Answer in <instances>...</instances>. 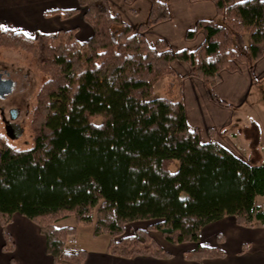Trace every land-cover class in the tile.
Masks as SVG:
<instances>
[{
	"label": "trees",
	"instance_id": "16d2710c",
	"mask_svg": "<svg viewBox=\"0 0 264 264\" xmlns=\"http://www.w3.org/2000/svg\"><path fill=\"white\" fill-rule=\"evenodd\" d=\"M212 1L218 19H199L185 32L186 39L202 32L204 40L175 53L164 41L150 46L144 35L170 18L160 0H149L136 32L110 13L106 0H77L76 7L44 13L67 18L83 8L92 30L85 40L76 37V27L27 35L0 26V47L30 53L47 76L30 114L32 145L16 148L0 134L4 251L14 246L7 225L16 212L38 225L52 261L75 264L87 251H65L74 227L56 222L68 216L92 224L94 235L108 234L109 254L171 258L150 233L156 230L172 244L195 243L182 254L197 262L225 256L222 248L199 243L207 223L226 215L245 227L264 223V210L255 204L264 195V160L251 163L214 140L200 141L198 129L186 121L184 76L171 66L173 59L185 62L209 100L232 108L213 86L222 70L238 71L240 63L252 74L264 53V0ZM169 76L177 96L152 97L155 83ZM137 220L152 223L125 234Z\"/></svg>",
	"mask_w": 264,
	"mask_h": 264
},
{
	"label": "crops",
	"instance_id": "0c3cea01",
	"mask_svg": "<svg viewBox=\"0 0 264 264\" xmlns=\"http://www.w3.org/2000/svg\"><path fill=\"white\" fill-rule=\"evenodd\" d=\"M106 1L110 13L118 14L131 26L133 32L138 31V26L146 21L150 10L149 0H133L130 3L125 0ZM160 1L167 4L170 18L144 31L145 38L152 47H157L159 41H164L173 53L181 49L194 50L204 40V34L198 32L194 38L186 39V30L193 28L199 19H218L212 0ZM76 5L77 0H0V26L21 31L27 35H32L36 31L53 32L60 28L76 27V37L79 40H85L91 35L92 30L83 19V8L67 18H60L57 14L44 15L46 11L52 9L72 8ZM171 66L179 75L184 76L180 95L183 98L189 128L198 129L201 142L214 140L247 161L240 152L242 150L236 142H233L235 136L228 134V131L236 124L237 110L249 103L251 94H254L253 99H255V95L264 82V53L254 63L252 74L243 63L239 64L238 71L222 70L220 72L221 80L213 86V93L218 99L230 103L232 108L222 107L209 100L202 82L189 75V66L185 62L173 59ZM162 80L158 81L161 82L162 89L166 84L171 85L174 82L170 76ZM176 96L175 92L173 97ZM252 119L258 124L255 118L252 117ZM261 138L260 136V142ZM237 144L244 149L243 146H247L249 140L245 138L244 143L242 141ZM257 197L255 204L264 210V205L257 203ZM7 231L12 237L14 246L11 251L2 249L4 240L0 226V264H75L52 261L45 250V236L40 233L38 225L20 213L13 214L12 220L7 225ZM155 232L158 236H155ZM150 233L167 249V244L159 231L151 230ZM218 235L220 240L217 238ZM199 243L209 247H220L225 251V256L205 258L201 262L187 260L183 257V251L195 248L196 244L184 242L179 244L185 248L179 249L177 254L169 250L172 253L171 258L122 257L109 254L105 249L87 250L85 260L80 264H264V223L261 222H257L253 227H245L236 224L232 216L226 215L203 226ZM243 247L244 251L241 252Z\"/></svg>",
	"mask_w": 264,
	"mask_h": 264
},
{
	"label": "rangeland",
	"instance_id": "374dc122",
	"mask_svg": "<svg viewBox=\"0 0 264 264\" xmlns=\"http://www.w3.org/2000/svg\"><path fill=\"white\" fill-rule=\"evenodd\" d=\"M0 70L7 71L13 81L11 90L6 98L0 93V134L16 148L30 147L32 145V135L29 125L30 114L35 103V94L41 84L47 79V76L36 68L34 58L30 53L17 48L0 47ZM156 83L153 88L152 97L163 95L173 98L176 92V82H172L171 85L166 84L164 89L160 86L161 82ZM250 97L249 103L237 110L235 117L236 124L233 128L229 129L228 134L235 136L233 137L234 141H232L236 142V145L242 150L239 151L247 161L260 163L264 160V82L255 95V99H253L254 94H251ZM10 108L15 109L17 113L16 118L10 117ZM252 117L257 120L259 125L253 121ZM4 120L6 122L13 121L18 123L22 129L20 135L15 136L10 133L4 125ZM99 120L100 117H97L95 122ZM260 136L262 137L261 142ZM245 138L249 140V144L247 146L243 144L244 149H242V146L237 143H242V141L244 143ZM257 138L258 143L256 144L254 141ZM177 166L178 163L175 162L171 165V169L175 170ZM256 201L258 204L264 205V195L258 196ZM149 223H152V221H132L126 225L125 234H132L135 229L145 228ZM56 225L74 227V232L64 247L66 252H76L80 249L86 251L106 250L110 238L109 235L106 233L94 235L92 224H80L76 222L73 216H68L57 221ZM155 236H158V233L155 232ZM163 240L167 244V249L175 252V254L178 253L179 249L185 248L181 244H172L164 238Z\"/></svg>",
	"mask_w": 264,
	"mask_h": 264
},
{
	"label": "water",
	"instance_id": "95a60500",
	"mask_svg": "<svg viewBox=\"0 0 264 264\" xmlns=\"http://www.w3.org/2000/svg\"><path fill=\"white\" fill-rule=\"evenodd\" d=\"M13 81L9 73L5 70H0V93H4L2 96L6 98L9 91L11 90ZM22 130L15 134V136L20 135Z\"/></svg>",
	"mask_w": 264,
	"mask_h": 264
},
{
	"label": "flooded vegetation",
	"instance_id": "af4514ba",
	"mask_svg": "<svg viewBox=\"0 0 264 264\" xmlns=\"http://www.w3.org/2000/svg\"><path fill=\"white\" fill-rule=\"evenodd\" d=\"M4 93H2V95H3ZM9 115H10V117L11 118H16L17 116V113L15 112V109H12V108H10L9 109ZM4 125L8 128V131L10 132V133H12V134H16V133H18L20 130H22L21 129V127H20V125L18 124V123H16V122H13V121H8V122H6L5 120H4Z\"/></svg>",
	"mask_w": 264,
	"mask_h": 264
}]
</instances>
